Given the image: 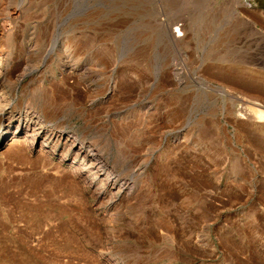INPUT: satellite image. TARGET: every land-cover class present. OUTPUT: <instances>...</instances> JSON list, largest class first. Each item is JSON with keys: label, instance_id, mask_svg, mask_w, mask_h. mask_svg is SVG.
<instances>
[{"label": "rangeland", "instance_id": "rangeland-1", "mask_svg": "<svg viewBox=\"0 0 264 264\" xmlns=\"http://www.w3.org/2000/svg\"><path fill=\"white\" fill-rule=\"evenodd\" d=\"M0 1L23 7L17 46L48 45L27 55L15 90L2 83L3 104L34 109L57 71L48 47L73 45L94 93L72 76L45 88L64 106L63 131L128 189L109 207L60 154L0 147V264H264V126L235 120L196 80L253 95L212 78L248 62L226 0ZM241 10L264 30V15Z\"/></svg>", "mask_w": 264, "mask_h": 264}, {"label": "bare ground", "instance_id": "bare-ground-1", "mask_svg": "<svg viewBox=\"0 0 264 264\" xmlns=\"http://www.w3.org/2000/svg\"><path fill=\"white\" fill-rule=\"evenodd\" d=\"M12 2H6L4 5L0 1V147H3L6 153L32 154L38 152L40 156L47 153L49 156L60 154L61 162L65 161L69 165L68 167L72 168V174L78 175L80 179L83 178L89 189L98 190L96 199L105 201L104 203H108L110 207L116 203L117 196L121 192L128 191L126 184H122L111 177L110 169L106 167V164L103 165V161L99 158L100 155L97 156L98 153H94L95 151L90 144L78 139L74 133L63 131L65 124L62 120L65 116L62 117L60 113L64 106L61 107L63 104L57 100L58 98L56 94H53L52 89L47 91L45 88L48 79L51 77L58 78L57 83L59 82V85L65 87V79L72 76L84 85L87 99L94 93L90 84H87L88 80H84L87 71L78 65L79 60L73 45L65 41H56L54 46L48 47L50 50L56 49L59 53L57 71L51 73L48 79L41 81L40 87L49 95L42 99L35 96L37 104L36 107L34 106L35 110L31 109L29 104L27 106L25 101H22L23 97L18 98L15 107L3 104L5 95L2 91V83H11L15 90L17 85L23 83L31 70L26 63L27 55L36 48L41 50L48 46L45 43L34 44L31 40V42L22 40L17 46L15 37L18 25L16 21L20 18L23 7L11 5ZM224 5L231 11L235 25L240 27L245 34L241 48L248 47L245 51L248 62H231L229 66H232L233 70H230L228 75H223L219 71L212 78L223 83L241 86L253 95L239 96L224 87L212 88L205 84L200 77H197L196 80L203 82L204 87L212 89L216 93L226 104L224 109L228 115L235 120H244L254 128H262L264 126L262 124L264 121V104L259 103V101L264 100V30L258 29L251 19L242 17L240 10L251 11L252 13L250 12L249 15H264V0H246L245 2L244 0H226ZM176 33H179L177 27L173 34ZM180 34H177V37L181 36ZM174 37L176 38V35ZM17 50V59L23 63V67L15 74L14 69H18V67H13V57ZM222 64L219 62V65ZM238 68L250 70L253 75L244 77L239 73ZM13 73L15 74L14 79ZM88 93L91 95L89 96ZM73 103V98H70L69 103H65V108H70ZM38 147L39 151L37 150Z\"/></svg>", "mask_w": 264, "mask_h": 264}]
</instances>
